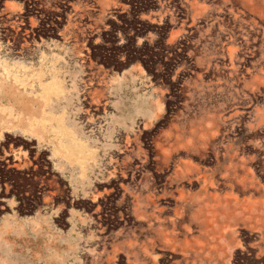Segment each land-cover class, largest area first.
Wrapping results in <instances>:
<instances>
[{
  "label": "rangeland",
  "instance_id": "1",
  "mask_svg": "<svg viewBox=\"0 0 264 264\" xmlns=\"http://www.w3.org/2000/svg\"><path fill=\"white\" fill-rule=\"evenodd\" d=\"M0 264H264V0H0Z\"/></svg>",
  "mask_w": 264,
  "mask_h": 264
},
{
  "label": "crops",
  "instance_id": "2",
  "mask_svg": "<svg viewBox=\"0 0 264 264\" xmlns=\"http://www.w3.org/2000/svg\"><path fill=\"white\" fill-rule=\"evenodd\" d=\"M75 150H76V148H75ZM80 157V156H79ZM79 157H77V159H79Z\"/></svg>",
  "mask_w": 264,
  "mask_h": 264
}]
</instances>
